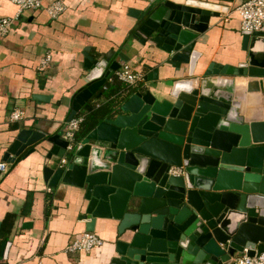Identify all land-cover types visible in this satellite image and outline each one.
<instances>
[{"label": "water", "instance_id": "1", "mask_svg": "<svg viewBox=\"0 0 264 264\" xmlns=\"http://www.w3.org/2000/svg\"><path fill=\"white\" fill-rule=\"evenodd\" d=\"M221 1L232 0H145L131 12L133 38L158 66L144 63L145 84L71 150L61 135L25 128L4 155L11 164L53 145L46 184L76 190L87 232L98 220L117 224L110 264H234L245 250L264 254V27L242 31L237 65L234 56L200 64L197 48L225 12ZM88 51L68 122L130 61Z\"/></svg>", "mask_w": 264, "mask_h": 264}, {"label": "crops", "instance_id": "2", "mask_svg": "<svg viewBox=\"0 0 264 264\" xmlns=\"http://www.w3.org/2000/svg\"><path fill=\"white\" fill-rule=\"evenodd\" d=\"M247 1L219 2L225 12L200 40L197 49L206 54L200 64L206 62L208 66L213 61L227 64L230 56H234L233 65L242 61L243 34L236 8ZM48 3L50 0L45 1ZM65 3V13L52 20L44 10L21 14L16 4L0 0V20L19 15L9 32L0 34V164L7 163L3 160L5 153L25 128L65 139L72 110V105L67 104L86 85V49L101 60L111 51L124 53L130 58L126 63L135 70L138 66L145 77L150 73L143 69L144 63L150 62L142 54V45L133 38L136 19L131 15L133 10L147 6L145 0H65ZM48 53L53 61L45 71H40L41 61ZM114 59L122 61L120 57ZM106 87L99 93L103 94ZM35 96L46 97L48 101L37 100ZM107 99L104 94L92 103L105 105ZM16 110L23 111L25 116L22 121L12 123L10 115ZM52 148V144L44 142L27 155L29 148L15 163H7L6 173L0 171V228L8 215H17L4 252L1 245L0 264H110L115 222L97 221L95 234L105 242L103 247L90 253L66 252L68 245L86 232V224L79 220L84 210L76 190L64 184L51 188L45 182L44 156Z\"/></svg>", "mask_w": 264, "mask_h": 264}, {"label": "built area", "instance_id": "3", "mask_svg": "<svg viewBox=\"0 0 264 264\" xmlns=\"http://www.w3.org/2000/svg\"><path fill=\"white\" fill-rule=\"evenodd\" d=\"M19 7L22 14L27 10H44L52 20L59 19L67 10L65 0H50V3L45 4L46 0H9ZM236 11L241 17V29L244 32L254 33L261 31L264 27V0H249L242 3L236 8ZM19 17L5 18L0 20V34L6 35L12 28L14 22ZM52 54L48 53L41 61L39 66L40 71H45L52 62ZM117 80L127 87H138L145 82V74L137 71L131 64L126 63L116 73ZM107 89V88H106ZM97 107H100L98 105ZM25 114L21 110H16L10 115L12 123L20 122L24 119ZM83 117H75L67 123L65 132V139L70 142L69 150L76 142V133L80 130L83 123ZM66 159L62 163L65 164ZM9 170L7 163L0 164V171L6 173ZM175 173H181L180 169L175 168ZM105 242L94 232H84L79 238L74 240L66 248L68 254H76L78 252L90 253L95 249L103 247ZM248 250L244 253L238 254L234 257V264H264V254L260 256L251 257L247 254Z\"/></svg>", "mask_w": 264, "mask_h": 264}, {"label": "trees", "instance_id": "4", "mask_svg": "<svg viewBox=\"0 0 264 264\" xmlns=\"http://www.w3.org/2000/svg\"><path fill=\"white\" fill-rule=\"evenodd\" d=\"M114 82L107 84L106 91L103 95H107V103L105 105L93 104L92 101L88 103L83 110L76 117H83L84 121L81 124L80 130L76 133V142L79 143L86 136L94 130L108 114L114 109L117 108L126 98L124 96L133 94L137 88L136 87H127L114 76ZM125 94V95H124ZM17 220V215L10 214L6 217L5 221L0 228V249L4 241L8 240L9 235L12 233Z\"/></svg>", "mask_w": 264, "mask_h": 264}, {"label": "bare ground", "instance_id": "5", "mask_svg": "<svg viewBox=\"0 0 264 264\" xmlns=\"http://www.w3.org/2000/svg\"><path fill=\"white\" fill-rule=\"evenodd\" d=\"M256 50H258V51L262 50V47L260 44L257 45Z\"/></svg>", "mask_w": 264, "mask_h": 264}, {"label": "rangeland", "instance_id": "6", "mask_svg": "<svg viewBox=\"0 0 264 264\" xmlns=\"http://www.w3.org/2000/svg\"><path fill=\"white\" fill-rule=\"evenodd\" d=\"M137 70L139 71V67L137 66ZM140 72H143V71H140Z\"/></svg>", "mask_w": 264, "mask_h": 264}]
</instances>
